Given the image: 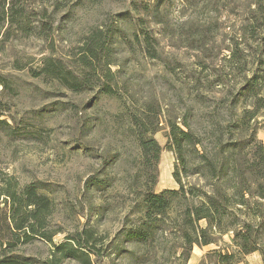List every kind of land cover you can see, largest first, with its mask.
<instances>
[{
    "label": "rangeland",
    "instance_id": "374dc122",
    "mask_svg": "<svg viewBox=\"0 0 264 264\" xmlns=\"http://www.w3.org/2000/svg\"><path fill=\"white\" fill-rule=\"evenodd\" d=\"M251 1L71 2L54 13V44L39 38L0 42V77L8 82V87L0 84V174L16 178L21 186L41 182L48 188L55 205L52 228L61 231L56 244L77 230L93 228L108 245L123 228L140 222L137 206L149 186L156 193L179 188L173 176L176 157L167 146L168 123L188 114L192 128L205 132L212 120L224 122L220 101L243 83L240 65L228 62L230 45L235 37L241 40L244 26L257 25L256 20L258 26L264 24L260 14L253 17ZM110 27L116 30L110 58L118 97L97 89L73 93L57 81L32 75L51 55L71 66L91 32ZM199 29L205 34L204 50L194 49ZM145 32L156 51H149ZM243 47L249 76L259 40L248 39ZM225 70L233 72L229 85H217ZM133 114L148 124V136L163 147L149 175ZM259 120L258 137L264 144V110ZM93 176L106 184L87 190L86 181ZM212 248L196 247L189 264H197ZM49 249L37 242L28 253L46 259ZM246 264H262V257L252 254Z\"/></svg>",
    "mask_w": 264,
    "mask_h": 264
},
{
    "label": "trees",
    "instance_id": "16d2710c",
    "mask_svg": "<svg viewBox=\"0 0 264 264\" xmlns=\"http://www.w3.org/2000/svg\"><path fill=\"white\" fill-rule=\"evenodd\" d=\"M102 1L0 0V42L39 38L54 44L56 10L71 2ZM248 7L253 17L260 14L264 18V0H252ZM256 22L244 26L241 40L235 37L229 48L228 62L235 60L240 65L243 83L233 86L227 99L220 101L224 122L212 120L205 132L192 128L188 114L168 123L167 146L176 157L173 176L178 189L156 193L149 186L137 206L140 222L123 228L108 245L93 228L77 230L56 244L54 239L61 231L52 228L55 205L46 193L48 188L41 182L21 186L16 178L0 174V264H63L68 260L77 264H189L196 247L210 246L213 248L197 264H246V258L255 253L264 264V144L258 137L264 110V24ZM112 27L93 30L71 66L51 55L43 59L39 70H31L32 75L57 81L73 93L97 89L105 96L118 97L111 70L116 31ZM195 33L194 49H206L205 34L200 29ZM144 34L149 51H156L154 39L148 32ZM248 39H258L260 48L249 76L243 47ZM232 73L220 72L217 85H229ZM0 84L8 87L3 77ZM151 106L149 112L156 115ZM132 117L149 175L163 147L148 136L144 120ZM105 184L93 176L86 188ZM37 242L50 246L46 259L28 253Z\"/></svg>",
    "mask_w": 264,
    "mask_h": 264
}]
</instances>
